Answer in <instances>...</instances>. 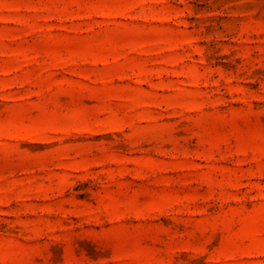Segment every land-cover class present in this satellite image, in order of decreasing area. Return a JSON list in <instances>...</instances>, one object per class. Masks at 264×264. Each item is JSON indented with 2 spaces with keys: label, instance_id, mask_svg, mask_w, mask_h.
Returning a JSON list of instances; mask_svg holds the SVG:
<instances>
[{
  "label": "rangeland",
  "instance_id": "obj_1",
  "mask_svg": "<svg viewBox=\"0 0 264 264\" xmlns=\"http://www.w3.org/2000/svg\"><path fill=\"white\" fill-rule=\"evenodd\" d=\"M0 264H264V0H0Z\"/></svg>",
  "mask_w": 264,
  "mask_h": 264
}]
</instances>
